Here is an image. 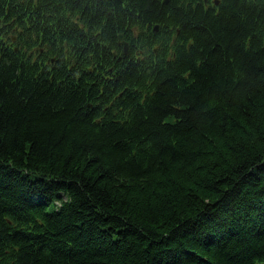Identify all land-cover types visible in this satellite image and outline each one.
I'll return each mask as SVG.
<instances>
[{
    "label": "trees",
    "instance_id": "16d2710c",
    "mask_svg": "<svg viewBox=\"0 0 264 264\" xmlns=\"http://www.w3.org/2000/svg\"><path fill=\"white\" fill-rule=\"evenodd\" d=\"M0 264H264V0H0Z\"/></svg>",
    "mask_w": 264,
    "mask_h": 264
},
{
    "label": "water",
    "instance_id": "95a60500",
    "mask_svg": "<svg viewBox=\"0 0 264 264\" xmlns=\"http://www.w3.org/2000/svg\"><path fill=\"white\" fill-rule=\"evenodd\" d=\"M166 1H168V0H166ZM119 38H120V40L123 38V34L122 33L119 35ZM120 42L124 45L125 50H127L128 43L126 41H120Z\"/></svg>",
    "mask_w": 264,
    "mask_h": 264
}]
</instances>
